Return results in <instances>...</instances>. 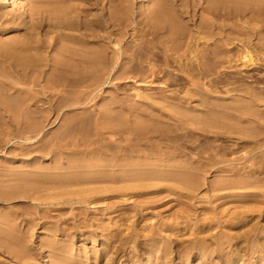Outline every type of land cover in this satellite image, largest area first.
Listing matches in <instances>:
<instances>
[{"label": "rangeland", "instance_id": "374dc122", "mask_svg": "<svg viewBox=\"0 0 264 264\" xmlns=\"http://www.w3.org/2000/svg\"><path fill=\"white\" fill-rule=\"evenodd\" d=\"M22 1L25 10L15 12L19 19L9 16L0 22V28L6 26L0 31V51L16 53L25 40L24 34L30 32L27 25H37L35 41L53 35L48 23L52 15L51 0ZM193 1L183 3L189 5ZM132 3L136 17L139 5H145L143 9L150 8L154 0H132ZM240 3L247 7V16L241 20L227 19L225 23L245 25L262 33L260 36L250 33L241 41L228 42L230 62L227 65L241 72L245 83L254 86L262 99L259 116L264 118V6L247 0ZM174 4L180 6L177 0ZM197 11L198 15H206L201 9ZM127 37L125 41L141 44L137 37ZM247 50L254 59L249 66L243 65L241 60ZM155 51L161 55L159 49ZM15 55L33 56L42 63L47 58L58 57L56 49L50 47ZM172 70V87L163 90L144 78L140 83L122 78L119 86L108 82L99 88H81L68 82L63 92L50 88L48 91L54 98L48 102L45 100L48 95L42 94L43 84L32 85L37 99L30 108L16 96H4L6 102L0 109V264H264V178L256 185H248L252 182L250 179L247 185L226 188L224 177L219 173L221 167L240 166L244 162L247 168L263 172L261 153H251L252 148L240 144L242 140L233 134L206 139L190 136L181 141L178 136L184 134L183 129L161 126L155 133L148 130L153 123L148 111L164 107V111L172 113L173 108L165 106L164 100L171 93L182 96L188 91L187 80H183L176 69ZM1 82L0 92L4 86ZM239 86V82H226L217 89L226 88L222 91L226 93ZM19 87L27 89V86ZM119 100L123 102L119 104ZM160 118L166 120L164 116ZM107 121L114 125L113 130L103 129ZM36 126L41 128L39 133L33 132ZM216 136L225 138L216 139ZM120 138L132 140L131 145L140 155L136 158L146 156L140 149L152 150L150 146L158 144L160 148L152 150L147 157L167 160L176 147L196 157L195 151L198 153L199 149L192 150V147L197 146L225 148V159L241 161L243 156L248 157L240 163L215 164L217 166L205 170L195 186L179 181L174 168L155 167L151 163L130 168L134 170L131 174L118 170L105 178L99 177L101 172L88 176L89 172L85 171L87 177L65 174L62 179L38 183L42 178L31 176L37 172L46 177L58 171L52 153L60 152L61 145L78 140L82 149L98 140L100 148L111 154L117 149L109 145ZM211 150L212 160L220 161L222 158ZM146 169L148 171L144 172ZM26 185H29L27 190ZM11 226L17 229L13 231ZM151 235L161 238L157 253H152L148 243ZM200 247L205 248L204 251Z\"/></svg>", "mask_w": 264, "mask_h": 264}, {"label": "bare ground", "instance_id": "6f19581e", "mask_svg": "<svg viewBox=\"0 0 264 264\" xmlns=\"http://www.w3.org/2000/svg\"><path fill=\"white\" fill-rule=\"evenodd\" d=\"M70 1L51 0L52 15L48 20L49 30L53 34L51 38L33 40L37 25H27L26 29L30 32L24 34L25 40L22 41V45L16 53H13L15 51L12 50L0 51V81L4 85L0 92V109L6 102L4 96H16L27 108L35 105L34 100L37 97L31 86L40 83L43 84L42 94L48 95L47 99L45 98L46 102L54 98V94L48 91L50 88H56L59 92H63V88L68 82L81 88H99L108 82L119 86L122 78L136 80L138 83L141 78H144L150 84L160 85L158 88L163 90L165 87H172L174 80L172 69H176L183 75L179 74L181 78L183 77V80L185 78L189 83L188 91L182 96L178 93H171L164 100L165 106L173 108L172 113L164 111V107H155L156 110L152 109L147 112L153 122L148 126L149 132H158L161 126L183 129L185 130L184 134L181 133L178 136L181 141L190 136L206 139L212 138L214 135H237L242 140L240 144L252 148L251 153H261L259 157L263 161V172L255 168H247L245 162L240 163L248 156L240 158L241 161L223 158V149L225 148L222 147L208 149L200 146L192 147V150L199 149L198 153L195 151L196 157H192L190 153L176 147L175 152L165 160L147 157L149 153H152V150L159 149L160 144L150 146L152 150L140 149L144 150L140 152L146 156L136 158L140 155L131 145L130 138H120L111 143L109 147L114 146L117 149L111 154L109 150L100 148L98 140L92 141L82 149H80L82 143L76 140L70 145H61L59 150L62 149L63 152L54 151L52 153L55 163H57V172L46 175V177L37 172L31 174L32 177L42 178V181H37L38 183H45L46 179L50 183L51 180L62 179L65 174H68V177H87L84 176L85 171L89 172L86 175L101 172L100 178L110 177L109 174H114L118 170L131 174L134 170L130 168L151 163L155 167L174 168V175L179 181L195 186L200 183L201 176L205 174L206 169L217 166L215 164L221 161L223 163H240V166L221 167L219 173L224 177L222 181L226 188H239L247 185L250 179L252 182L248 185H256L261 181V178H264V118L259 116L260 109H258L262 104V99L254 86L245 83L244 78L240 76L241 72L233 71L232 66L227 65L230 62L228 42L241 41L243 36L250 33L257 36L262 33V30L259 31L245 25L229 26L225 23L227 19L241 20L247 16L249 11L246 6L240 3L241 0H194L193 4L189 5L183 3L184 0H177L180 2L179 7L174 4L176 0H154V4L150 8L143 9L145 5H139L136 17L132 0H73L72 4ZM247 1L254 5L264 6L262 4L264 0ZM76 2L78 3L75 4ZM24 5L22 0H0V22L4 18L9 19V16H16L19 19L20 16L15 12L24 11ZM198 9H201L206 15H198ZM4 27L6 26H2L0 31ZM128 35L137 37L141 44L125 41ZM124 42H126L125 47H123ZM46 47L56 49L58 57L47 58L46 62L42 63L33 56L23 57L20 55L18 57L15 55ZM155 49H159L161 55ZM241 60L243 65L249 66L252 65L254 59L250 51L247 50ZM47 67L49 70L46 69ZM174 77L176 76L174 75ZM226 82L231 84L239 82L240 88L222 93L226 88L222 91L217 88L219 84ZM19 85L27 86V89L19 87ZM119 101L121 104L122 100ZM153 111L159 114L153 113ZM161 116H164L166 120L161 119ZM113 127L114 125L107 121L103 129L110 131L114 129ZM77 128L79 129V127ZM40 131L41 128L38 126L33 130L38 133ZM90 132L91 130H89ZM247 132L250 135L246 134ZM215 138L224 139L225 137L216 136ZM27 140L30 141L32 138L27 137ZM200 144L202 143L200 142ZM96 145L97 148H95ZM70 146L74 147L70 150ZM211 149L216 152V156L222 158L220 161L212 160V155L209 153ZM64 150L70 152H64ZM206 154L208 155L206 156ZM147 171L146 169L144 172ZM130 177L132 178V176ZM28 187L29 185H26L24 189L27 190ZM11 229L14 231L17 228L11 226ZM112 238L111 241H114ZM147 240L151 244L152 253H157L161 247V238L151 235ZM204 249L201 248L203 251ZM73 264L77 263L73 262Z\"/></svg>", "mask_w": 264, "mask_h": 264}]
</instances>
